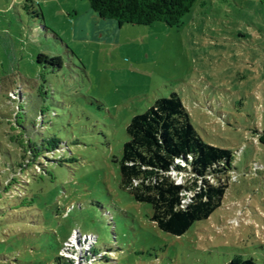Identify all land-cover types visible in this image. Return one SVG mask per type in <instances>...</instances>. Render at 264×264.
<instances>
[{
  "label": "rangeland",
  "instance_id": "rangeland-1",
  "mask_svg": "<svg viewBox=\"0 0 264 264\" xmlns=\"http://www.w3.org/2000/svg\"><path fill=\"white\" fill-rule=\"evenodd\" d=\"M42 53L62 69L36 74L28 64ZM24 72L35 89L24 85L25 106L10 112ZM172 93L236 168L222 208L181 237L120 188L127 126ZM15 117L40 157L6 192L0 147V264H53L71 233L61 255L73 264L96 261L97 238L110 252L98 264H264V0H196L179 23L151 26L103 21L86 0H0V122Z\"/></svg>",
  "mask_w": 264,
  "mask_h": 264
},
{
  "label": "trees",
  "instance_id": "trees-1",
  "mask_svg": "<svg viewBox=\"0 0 264 264\" xmlns=\"http://www.w3.org/2000/svg\"><path fill=\"white\" fill-rule=\"evenodd\" d=\"M86 1L92 13L103 21H115L119 25L151 26L156 23H179L196 0ZM63 64L60 56L51 58L42 53L31 59L28 65L34 66L29 67L36 74L43 75L50 66L62 69ZM21 79V91L16 87L8 92L6 102L10 112L14 104L24 103L25 106L24 85L27 92L35 89L36 84L27 72L21 74ZM11 94L16 95L12 97ZM20 109L18 106V111L26 114L25 110ZM16 119L7 124L0 122V147L5 150L4 156L11 162L12 168V175L4 184L6 192L14 190L20 174H30L36 164L28 163L40 157L27 122L19 123ZM126 133L128 140L123 145L119 161L120 188L129 193L135 202L151 206L153 215L150 220L160 231L176 237L184 236L196 224L208 222L222 208L229 188V177L236 170L234 152L203 140L191 124L190 113L178 94L172 93L169 97L157 99L144 114L132 118ZM48 142L53 147L52 151L61 149L59 142L53 139ZM184 172L190 174L191 181L177 184L172 173ZM108 223L114 225L112 216ZM71 235L63 243L53 264H73L61 255ZM88 235L92 234H83V237ZM97 243L98 238L86 259H95L93 264L104 260L106 252L110 253L97 251ZM228 264L258 262L253 258L238 257Z\"/></svg>",
  "mask_w": 264,
  "mask_h": 264
},
{
  "label": "built area",
  "instance_id": "built-area-1",
  "mask_svg": "<svg viewBox=\"0 0 264 264\" xmlns=\"http://www.w3.org/2000/svg\"><path fill=\"white\" fill-rule=\"evenodd\" d=\"M174 174H177V173H172V176H173ZM173 178H174V180L177 182V184H183V183H181V182H178V181L175 179L174 176H173Z\"/></svg>",
  "mask_w": 264,
  "mask_h": 264
},
{
  "label": "crops",
  "instance_id": "crops-1",
  "mask_svg": "<svg viewBox=\"0 0 264 264\" xmlns=\"http://www.w3.org/2000/svg\"><path fill=\"white\" fill-rule=\"evenodd\" d=\"M112 22V21H111ZM113 22H115V21H113Z\"/></svg>",
  "mask_w": 264,
  "mask_h": 264
}]
</instances>
